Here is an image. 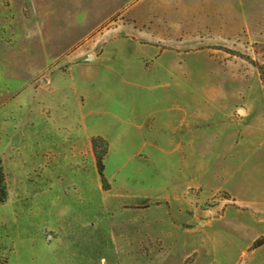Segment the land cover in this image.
Wrapping results in <instances>:
<instances>
[{
  "label": "rangeland",
  "instance_id": "1",
  "mask_svg": "<svg viewBox=\"0 0 264 264\" xmlns=\"http://www.w3.org/2000/svg\"><path fill=\"white\" fill-rule=\"evenodd\" d=\"M0 159V264H264V0H0Z\"/></svg>",
  "mask_w": 264,
  "mask_h": 264
},
{
  "label": "trees",
  "instance_id": "2",
  "mask_svg": "<svg viewBox=\"0 0 264 264\" xmlns=\"http://www.w3.org/2000/svg\"><path fill=\"white\" fill-rule=\"evenodd\" d=\"M99 143L103 145V150L101 153L97 152L98 168H99V174L101 175L102 178H104V170H105L104 158L107 155L108 144L104 139L100 137L95 138L93 140V144L95 147H98ZM7 198H8V189H7L2 160L0 159V202L1 203L5 202Z\"/></svg>",
  "mask_w": 264,
  "mask_h": 264
},
{
  "label": "crops",
  "instance_id": "3",
  "mask_svg": "<svg viewBox=\"0 0 264 264\" xmlns=\"http://www.w3.org/2000/svg\"><path fill=\"white\" fill-rule=\"evenodd\" d=\"M237 195H235L234 197H236ZM240 196V195H239ZM236 198H238V197H236ZM242 201H244V200H242ZM248 203H251V202H248ZM252 205H254L253 203H251ZM254 206H256V207H260L261 205L260 204H258V205H254Z\"/></svg>",
  "mask_w": 264,
  "mask_h": 264
}]
</instances>
